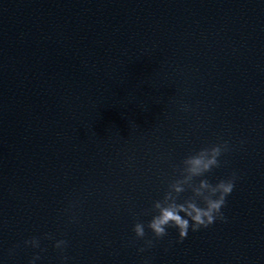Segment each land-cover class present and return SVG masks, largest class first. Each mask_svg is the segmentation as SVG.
I'll use <instances>...</instances> for the list:
<instances>
[{"label": "clouds", "instance_id": "clouds-1", "mask_svg": "<svg viewBox=\"0 0 264 264\" xmlns=\"http://www.w3.org/2000/svg\"><path fill=\"white\" fill-rule=\"evenodd\" d=\"M229 150L227 142L214 144L210 147L201 148L184 158L182 166L179 168V176L168 184L167 191L162 199L156 200L149 210L154 213L147 224V228L157 240L168 235L169 228H175L178 232V242H183L187 238L189 229L193 232L208 228L217 220L227 222V218L222 212L226 205V199L235 188V174L229 179H221L212 184L204 177L206 173L220 166V157ZM190 190L192 195L181 200V194ZM147 214V213H145ZM133 232L138 239L146 236L143 222H136L133 225ZM48 239H54L48 234ZM24 244L33 248L40 247V240L33 237L24 241ZM66 240H55L54 247L63 253L67 247ZM146 247H153V240H145ZM140 252L145 248H140ZM40 259L39 255H34L29 264H36ZM62 261L66 256H61Z\"/></svg>", "mask_w": 264, "mask_h": 264}]
</instances>
